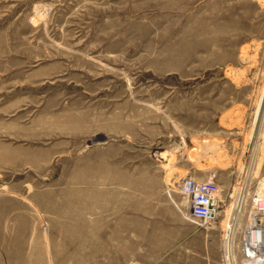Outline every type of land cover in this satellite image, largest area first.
I'll use <instances>...</instances> for the list:
<instances>
[{"label": "rangeland", "instance_id": "rangeland-1", "mask_svg": "<svg viewBox=\"0 0 264 264\" xmlns=\"http://www.w3.org/2000/svg\"><path fill=\"white\" fill-rule=\"evenodd\" d=\"M263 187L264 0H0V264H242Z\"/></svg>", "mask_w": 264, "mask_h": 264}, {"label": "built area", "instance_id": "built-area-1", "mask_svg": "<svg viewBox=\"0 0 264 264\" xmlns=\"http://www.w3.org/2000/svg\"><path fill=\"white\" fill-rule=\"evenodd\" d=\"M220 184L213 179H199L185 175L179 190L186 197L192 216L213 220L220 211ZM242 264H264V187L253 193L252 202L243 228Z\"/></svg>", "mask_w": 264, "mask_h": 264}, {"label": "bare ground", "instance_id": "bare-ground-1", "mask_svg": "<svg viewBox=\"0 0 264 264\" xmlns=\"http://www.w3.org/2000/svg\"><path fill=\"white\" fill-rule=\"evenodd\" d=\"M261 189V188H260ZM260 189H258V190H260ZM237 261V260H236ZM236 261L235 260H233V263L232 264H238V263H236Z\"/></svg>", "mask_w": 264, "mask_h": 264}]
</instances>
